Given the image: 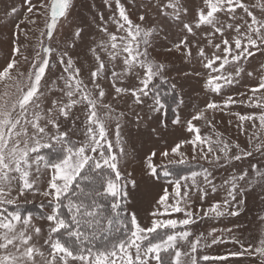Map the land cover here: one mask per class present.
<instances>
[{
	"label": "snow or ice",
	"instance_id": "1",
	"mask_svg": "<svg viewBox=\"0 0 264 264\" xmlns=\"http://www.w3.org/2000/svg\"><path fill=\"white\" fill-rule=\"evenodd\" d=\"M106 4L109 0H104ZM204 7L197 11L194 24L183 22V31L187 33L179 41L174 43L168 51L180 53L185 59L192 58V44L188 36H195L194 29L208 26L211 33L205 36L219 34L222 38L228 30H234L236 35L229 40L223 38L221 43L213 44L208 39V45L216 49L209 58L203 47L195 42L197 55L201 58L203 66L217 75L209 74L205 88L216 94H221V89L238 82V77L244 69L241 60H247L255 55V51L264 53V19H260L252 11L257 9L264 15V0H255L249 5L243 0H203ZM28 12L33 13L32 0H28ZM119 12L117 31H123L125 35L117 36L109 33L107 27H101L100 31L108 37L106 41H100L94 47H90L96 67L90 71L89 88L82 78L81 69L75 66V62L67 51L58 52L51 44H44V39L52 41L59 18L67 17L71 0H49V5H39L43 12L37 10L35 15L49 13L45 21V28L40 30L34 46V56L31 60L30 70L21 72L20 60L17 56L27 61L28 56L22 52L26 44L19 42V34L22 32L25 39H29L27 31L19 29L14 34L11 56L9 62L0 69V264H199L197 256L198 245L201 237L190 239L192 233L184 226L196 223L197 214L189 210V192L195 189L200 193L202 200L208 192L200 187L197 177H202L205 186H211V191L216 192V186L212 183L211 172L208 169L193 171L191 176H183L175 181H168L174 185L172 202H169V191L164 189L163 195L157 200L158 207L151 213L153 217H171L173 213H184V218L177 220L153 219L148 228L141 227L136 215L131 214L126 220V214L121 207V200L127 196V183L133 187L135 180L122 182V174L119 169L120 159L126 155L120 136L119 117L114 116L115 109L111 103H105L106 91L98 83L105 64L101 59V52L112 61L120 59L123 68L120 72L113 71V83L115 95L113 100H118L122 95H130L132 103L144 104L143 97L149 96V86L153 79L160 76L165 65L150 58L148 48L151 44L154 28H145L141 24L134 23L127 14L120 0H115ZM111 5H109L110 7ZM165 16L180 20L182 15L188 14V8L181 0H167L162 6L156 5ZM171 11H168V10ZM237 9L244 14L243 25L221 23L217 13H224L229 20L237 19ZM15 11V10H13ZM245 17L250 18L245 19ZM101 19L103 17L101 16ZM144 21V15L139 17ZM35 24V20H30ZM245 31L241 32V27ZM82 29L74 32V38L70 47H75L76 40L81 38ZM143 46V47H141ZM99 49V51H97ZM56 61L50 63L53 54ZM217 62H219L217 64ZM59 63L63 67V73L58 77L63 81V86L56 85L54 90L62 93L61 96L51 99L47 109L42 107V99L46 72ZM235 65L233 73H224L228 64ZM215 65V67H214ZM142 70V75L137 73ZM65 73L67 75H65ZM198 75V73H197ZM251 76L253 73L249 72ZM127 76H137L139 85L132 88H124L116 85L117 80H123ZM249 107L264 109V77L259 79L257 86L249 89ZM259 93V95H257ZM241 95H246L242 93ZM153 104L148 107L154 113L161 112L164 104L157 96L152 97ZM254 100V103L252 102ZM242 103L228 96L223 104L208 103L203 109L196 112L187 123V131L194 136L190 140H182L176 143L170 150L160 153L163 158L179 157L171 163L185 164L186 157L181 151L185 144L192 146L193 159L199 155L200 159L210 164H220L221 160L240 161L252 155L250 151L239 150L233 155L230 153V145L219 138L212 140L210 137H202L200 129L193 124L195 120H205L210 127H215L205 113L209 110L226 112L233 104ZM77 105H84V137L79 144H73L68 140V133L60 131V119L67 121L72 115V109ZM101 109L105 111L101 113ZM237 115L241 122L253 121L258 118L260 128L264 130V112L258 117L255 115ZM123 115L122 113L120 114ZM151 119V117H148ZM78 119V117H77ZM141 117L137 114V120ZM116 120L115 142L109 139L108 122ZM174 123H180L179 118ZM53 129L54 131L50 130ZM153 132L156 129H152ZM258 138V137H257ZM251 137L249 142L251 143ZM216 145L217 147H213ZM59 146V157L49 160L41 154L43 149H53ZM239 149V145H235ZM264 145H257L260 151ZM118 150V151H117ZM219 152L221 155H218ZM156 152L150 153L146 160L145 175L153 179H159L161 171L153 163ZM223 166V165H221ZM253 171L259 177H264V171L257 170L253 165ZM50 170L46 188H37L41 176V170ZM162 175H171L167 168L162 169ZM247 171L233 176L229 184L227 195L223 204L215 203L209 208L201 209L203 214L199 218L208 217L213 213L215 217L225 215L237 216L238 210H231L232 202L242 203L237 197H243L249 189L240 188L239 182L247 177ZM191 180V184L181 183ZM184 189L182 192L181 189ZM39 193L47 198L51 205L50 214L43 217L48 221L47 237L44 245L47 251L42 250L44 245L38 243L43 237V229L33 223V217L19 210V201H27L30 196ZM14 205L16 210L9 211L7 206ZM131 225L129 228L128 225ZM181 229L177 231V229ZM160 229H170L165 233L166 239L160 238ZM231 231V229H228ZM120 233V235H117ZM149 234H155L151 236ZM211 235V233H209ZM144 241H148L147 244ZM181 242L189 245V250L184 251L179 246ZM223 242L217 238L212 243ZM243 251L232 253L233 256H256L260 264H264V239L255 249L244 248ZM163 254V255H162ZM207 260L209 257L204 256ZM227 259V257H220Z\"/></svg>",
	"mask_w": 264,
	"mask_h": 264
},
{
	"label": "rangeland",
	"instance_id": "2",
	"mask_svg": "<svg viewBox=\"0 0 264 264\" xmlns=\"http://www.w3.org/2000/svg\"><path fill=\"white\" fill-rule=\"evenodd\" d=\"M167 0H120L124 6L129 18L136 24H141L145 28H154L155 32L150 37L151 44L148 48L150 58L158 63L165 65L164 72L153 79L149 86V96L143 97L144 104L136 105L132 103L130 95H122L118 100H113L115 95L113 83V71L120 72L123 68L122 61L117 59L112 61L106 54L101 52V59L104 61L105 68L98 79V83L105 89V103H111L115 112L114 116L119 117L120 136L126 155L120 159L119 169L122 174L124 183L135 180L136 185L133 187L127 183V196L122 201V209L126 214V220L131 214H135L138 223L141 227L148 228L151 226L153 219H168L174 218L177 220L184 218V213H173L171 217H153L151 213L158 207L157 200L163 195L164 189L169 191V202H172L174 185L168 181H175L183 176H191L193 171H201L208 169L211 172L210 179L216 186V192L211 191V186H205L202 177H197V183L202 188H206L208 195L202 200L200 193L195 189L189 192L190 208L189 210L197 214L196 223L184 226L191 231L190 239L195 240L201 237L200 244L197 248V259L199 264H260L259 258L256 256H233L232 253L241 252L243 248L255 249L259 247L260 241L264 239V177H259L253 171V165L257 170L264 171V148L260 151L256 150L257 145H264V130L260 128L259 119L253 121L241 122L237 115H255L258 117L264 109L257 107H249V97L251 93L249 89L257 86L259 79L264 77V53L255 51V55L247 60H241L240 65L244 69L237 78L238 82L226 86L221 89V94H216L205 88L206 80L211 75H217L203 66L201 58L197 55V47L194 46L198 41L199 46L203 47L206 55L211 58L213 53L220 55L216 49L208 45V39L213 41V44L221 43L223 38L231 40L235 35L234 30L225 32L222 38L218 33L215 35L205 36V33H211L212 29L208 26H202L199 29H194L196 35L188 36L189 43L192 44V58L185 59L180 53L168 51L174 43L187 35L183 31V22L194 24L197 11L204 7L203 0H181L185 7L188 8V14L182 15L180 20H175L170 16L163 15L157 4L163 5ZM246 4H253L255 0H243ZM43 3L49 5V0H32L33 13L28 12V0H0V69L9 62L12 41L19 29L27 31L29 39L21 32L19 34V42L28 45L23 48L22 52L28 56L25 61L17 56L20 60L19 68L21 72L27 73L30 70L31 60L34 56V46L38 43L36 37L39 36L40 30L45 28V21L49 13L43 15H35L34 13L43 9L39 5ZM109 5H111L109 7ZM15 10V11H13ZM168 11H171L170 9ZM252 11L258 18L264 19L257 9ZM237 19L229 20L224 13H217L221 23H232L243 25L244 15L240 9H237ZM144 15V21H140L139 17ZM101 16L103 19H101ZM119 19V12L115 5V0H109L106 4L104 0H71V7L68 10L67 17L59 18L57 28L55 29L52 41L44 39V44H51V47L58 52L67 51L72 57L75 66L81 69L80 78L84 83L92 88L90 82V71L96 67L90 47H94L100 41H106L108 37L100 31L101 27H107L109 33H114L118 37L125 35L123 31H117V24L114 22ZM250 21V18L245 17ZM30 20H35L36 23H30ZM77 29H82L81 38L76 40L75 47H70L74 38V32ZM245 31V27H241V32ZM143 47V46H141ZM99 51V49H97ZM57 57L54 53L50 59V63H54ZM219 62H217L218 64ZM215 67V65H214ZM137 73L142 75V70L137 69ZM224 73H233L235 65L230 63L225 66ZM253 73L249 76L247 73ZM63 73V67L59 63L50 71L46 72L43 91L45 97L42 99V107L47 109L50 106L51 99L61 96L62 93L55 91L53 81L56 85L62 87L63 81L58 77ZM198 73V75H197ZM65 75H67L65 73ZM116 85L124 88H132L139 85L137 76H127L123 80H117ZM3 85H0V90ZM242 93L246 95H241ZM259 95V93L257 94ZM157 96L161 103L164 104V109L159 113H154L148 107L153 104L152 97ZM231 96L236 103L231 105L226 112L209 110L205 113L207 119L211 120L215 126L210 127L205 120H195L193 124L200 129L202 137H210L212 140L219 138L230 145L229 155L237 153L239 150L252 152L251 156L240 161H225L221 160L220 164H210L206 160L200 159L199 155L193 159L192 146L185 144L181 151L186 157L185 164L171 163L172 160H178L179 157L163 158L160 153L164 150H170L176 143L182 140H190L194 134L187 131V121L192 116L203 109L208 103L215 102L223 104L224 100ZM254 103V100L252 101ZM85 106L77 105L72 109V115L69 120L60 119V131L68 133V140L73 144L81 143L84 137V115ZM105 110L101 109V113ZM123 114L122 116L120 114ZM137 114L141 119L137 120ZM78 117V119H77ZM148 117H151L149 119ZM180 123H174L177 119ZM116 120L108 122L109 139L115 142ZM152 129H156L155 132ZM51 131H54L50 128ZM250 137L251 143L249 142ZM258 137V138H257ZM239 145V149L235 147ZM213 147H217L213 145ZM59 146L53 149H43L41 154L49 160H55L59 157ZM118 151V150H117ZM156 152V157L153 163L158 166V171H161L159 179H153L145 175L146 160L151 152ZM218 155H221L217 152ZM223 165V166H221ZM167 168L171 175L164 177L162 169ZM50 170H41L39 174L41 179L37 184V188L43 190L46 188L49 178L46 174ZM247 171L248 175L244 181H240L239 185L242 189H249L244 192L243 197L238 196L237 200L242 199V203L237 204L232 202L231 210H238L239 215H225L215 217L210 213L208 217L199 218L203 214L201 209H207L215 203L223 204L225 199H229L227 191L229 184L225 181H230L233 176H238L240 173ZM181 183L191 184V180ZM183 192L184 189L182 188ZM39 206H43L48 214L51 211V205L47 198L39 195L30 196L27 201L21 199L19 201V210L33 217V223L42 227L43 237L38 243L44 245V238L47 237L48 221L43 219L46 215L43 214ZM9 211L16 210V206H7ZM130 228L131 225L129 224ZM231 229V231H228ZM181 229H177L179 231ZM160 238L166 239L165 233L172 230L160 229ZM211 233V235H209ZM150 237L155 234H149ZM217 238L223 242L212 243V240ZM145 244L148 241H144ZM182 250H189V245L181 242ZM47 251V245L43 249ZM163 255V254H162ZM207 256L209 259L204 260L202 257ZM227 257V259H220ZM151 264H155L152 261Z\"/></svg>",
	"mask_w": 264,
	"mask_h": 264
},
{
	"label": "trees",
	"instance_id": "3",
	"mask_svg": "<svg viewBox=\"0 0 264 264\" xmlns=\"http://www.w3.org/2000/svg\"><path fill=\"white\" fill-rule=\"evenodd\" d=\"M123 200V199H122ZM121 200V207H122V205H123V201ZM39 209H40V211L43 213V214H45V215H47V211H46V209L43 207V206H39ZM117 235H120V233H118Z\"/></svg>",
	"mask_w": 264,
	"mask_h": 264
}]
</instances>
